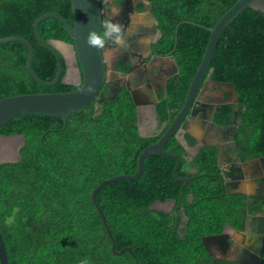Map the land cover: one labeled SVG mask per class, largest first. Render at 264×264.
<instances>
[{"label": "trees", "instance_id": "1", "mask_svg": "<svg viewBox=\"0 0 264 264\" xmlns=\"http://www.w3.org/2000/svg\"><path fill=\"white\" fill-rule=\"evenodd\" d=\"M148 1L161 31L154 51L172 55L179 69L155 104L158 119L166 126L155 136H141L131 93L124 88L114 99L105 100L103 86L94 102L65 118L26 114L1 125L0 134L24 136L19 159L0 162V231L10 264H239L214 259L202 236L220 233L225 225L243 230L248 216L264 209V197L226 192L218 175L216 145H202L189 160L176 136L167 141L165 149L181 158L177 176L190 178L184 186L172 174L176 161L153 155L144 160L137 179L106 183L96 193L117 253L93 205L92 190L105 179L135 173L140 152L171 123L203 56L208 28L236 0ZM138 10H143L141 4ZM47 12L59 13L73 25L70 0H0V38L28 40L33 47L32 68L44 81L54 78L57 61L36 38L33 23ZM38 31L48 42L73 43L55 17L40 21ZM27 58L23 43H0V99L77 88L62 82L65 63L56 84H39L27 69ZM116 69L127 72L129 64L119 62ZM205 78L234 84L243 106L235 137L238 153L244 160L263 156V13L245 8L225 28ZM231 116L232 106L226 104L216 120L225 124ZM185 139L195 143L189 134ZM190 167L196 172H189ZM167 199L175 200V205L179 201L186 220L150 208ZM125 247L130 250L120 252Z\"/></svg>", "mask_w": 264, "mask_h": 264}, {"label": "water", "instance_id": "2", "mask_svg": "<svg viewBox=\"0 0 264 264\" xmlns=\"http://www.w3.org/2000/svg\"><path fill=\"white\" fill-rule=\"evenodd\" d=\"M73 25H71L65 17L56 12H47L39 17H37L33 23V30L36 38L56 57L57 70L54 78L50 81H44L36 74L32 68L33 59V47L31 43L19 36H9L0 38V43L7 41H19L23 43L28 49L27 58V69L32 75V77L43 86H52L56 84L61 77L63 72V64L65 63V75L62 82L67 84L75 85L74 83H69L66 78L69 74V65L65 57L64 52L55 44L58 41L61 45L71 46L73 49V56L75 66L77 68L79 83L76 84L77 88L67 91V92H37V93H25L13 96H6L0 99V126L6 122L12 120L15 117L26 115V114H41L47 116H55L65 118L67 115L75 113L86 107L88 104L94 102L98 96V92L101 86L107 81V65L103 57V48L98 49L92 47L87 43V36L90 31L96 30L100 31L102 24L104 22L103 7L101 5V0H70ZM147 12L151 18L155 20V17L150 12V3L146 4ZM245 8H251L253 10L259 11L264 14V0H236L217 20V22L210 28L209 38L201 58V61L196 69V72L189 84L186 97L177 114L166 128L164 133L160 138L154 143L145 147L139 154L137 158V169L133 174H120L112 178L105 179L99 183L91 192V199L93 205L97 209L105 227L108 235L112 239V251L117 253L115 250L114 240L106 222L105 216L96 200V193L106 184L114 182L117 180H135L144 170V160L153 155H160L165 157L173 158L176 163L173 168V177L183 182V186L190 180L189 177H179L177 176V170L181 166V158L173 153L168 152L165 149V144L174 135L177 136L178 128L182 127L184 131H190L188 128L189 120L185 119L187 112L191 109L193 102L205 82V76L209 69L211 59L214 54L216 44L225 30V28L234 20L238 14ZM47 17H55L59 19L69 37L73 40V43H67L61 40H50L46 41L40 35L38 31V24L40 21ZM156 30V26H154ZM110 41V40H109ZM107 45V42L105 46ZM151 47V45H150ZM175 67L174 72H178V65L174 61ZM127 82V81H125ZM124 82V83H125ZM213 87L223 89H229L233 93L235 101H238L235 86L232 82L226 81H212ZM129 85L128 82L126 83ZM207 84V82H206ZM123 87V80L117 76V80L109 88L108 95L104 97L105 100L114 99L120 89ZM129 88V86H128ZM201 91H206L203 88ZM132 98L137 106V97L132 93ZM193 114V110H191ZM198 130V129H197ZM141 136H145L143 132L140 133ZM1 139L12 140L13 146L11 145L10 154H5L2 151L3 142L0 141V158L4 159L2 162H12L19 159L18 149L24 143V136L21 134L13 135H3L0 134ZM181 140V137L177 136ZM17 141H19L17 143ZM5 143V142H4ZM15 143V144H14ZM18 147H17V145ZM15 156L16 159L12 160ZM225 186L232 184L230 178L224 179ZM223 183V184H224ZM259 189L255 192L258 195L264 196V183L258 185ZM226 190V189H225ZM229 194L243 193L245 191H240L236 189H227ZM165 203L161 201H155L150 205V208L162 209ZM256 219L251 229H231L232 227L226 225L224 230L220 233H214L202 236V243L206 251L212 255L214 258L221 257L227 258L230 248V239L237 242V244L243 247L244 252V262L242 264H263V254H264V209L259 213L254 215ZM130 250V248L125 247L121 249L120 252L124 250ZM0 264H10L8 261L7 248L5 240L0 231Z\"/></svg>", "mask_w": 264, "mask_h": 264}, {"label": "flooded vegetation", "instance_id": "3", "mask_svg": "<svg viewBox=\"0 0 264 264\" xmlns=\"http://www.w3.org/2000/svg\"><path fill=\"white\" fill-rule=\"evenodd\" d=\"M147 3L150 2L148 0H123L121 4H116L115 0H101L104 20L111 14L112 8L119 10V15L112 16V18L124 26L125 39L128 41L127 45L123 47L114 44L111 39L107 41V45L103 48V57L107 65V81L102 86L106 87L105 97L108 95L109 88L117 80V76L123 80V87L119 92L125 88L131 93V96L133 93L137 97L138 111L136 104H134L138 116L139 133L143 132L145 136L150 137L159 134L166 126V122L159 121L155 104L158 101V93L165 89L167 80L176 73L174 72L175 59L173 56L170 54H157L154 51L153 45L160 38L161 31L158 28L157 19L154 20L149 16L146 8ZM140 4L143 6V10H138ZM154 26H156V30ZM106 53L110 58V63ZM119 62L121 65L129 64V70L127 72L117 70L116 65ZM77 75L78 73L73 75V79L77 77V81L74 82L75 85L79 83ZM125 81L128 82L129 88ZM212 81L215 80L205 78V82L201 86L191 109L186 114L185 119L190 121L188 124L190 131H184L182 127L178 128L176 133L182 141L176 135L174 136L183 144L189 160L192 159L202 145H216L220 169L218 175L222 179V184L225 178H230L233 181L229 186H225L224 183V189L243 190L245 192L237 194L255 195V192L259 189L258 185L264 183V155L251 160H244L239 155L235 137L243 106L239 103V100L235 101L233 93L229 89H221L216 85L212 88ZM203 88L206 91H201ZM226 93L230 94L228 98ZM226 104L232 106V116L225 124H220L216 120V114L221 115L222 108ZM191 110H193V114H191ZM185 134L192 136L195 143L188 144ZM188 171L195 173L196 169L190 167ZM245 183L246 186L250 187V190H248L249 188L243 189ZM178 202L175 205V200L167 199L163 202L165 203L163 208L159 210L166 213L174 212L175 219L186 220L182 209L179 211ZM254 215L248 216L244 229L252 228L256 221ZM226 255V259L235 260L239 264H242L241 261L244 260L245 256L243 247L232 239H230L229 253Z\"/></svg>", "mask_w": 264, "mask_h": 264}, {"label": "clouds", "instance_id": "4", "mask_svg": "<svg viewBox=\"0 0 264 264\" xmlns=\"http://www.w3.org/2000/svg\"><path fill=\"white\" fill-rule=\"evenodd\" d=\"M119 15V10L113 8L111 14L106 18L102 24L101 30H92L87 36V43L98 49L105 47V44L110 39L118 46H126L128 41L125 39L124 26L112 18V16ZM86 264V262H82Z\"/></svg>", "mask_w": 264, "mask_h": 264}, {"label": "rangeland", "instance_id": "5", "mask_svg": "<svg viewBox=\"0 0 264 264\" xmlns=\"http://www.w3.org/2000/svg\"><path fill=\"white\" fill-rule=\"evenodd\" d=\"M55 44L64 52L65 57H66L67 62H68V65H69V74H68V76L66 78V81L69 82V83L70 82H72V83L76 82L77 81V77L75 79H73V75H76V73H77V68H76L75 62H74V56H73L72 47L71 46H66V45H61V44H59L58 41H55ZM106 57H107L108 62H109L110 58L107 56V53H106ZM0 141L3 142L2 146H1L3 148L2 151H4L5 154H9L11 152V145L13 144V141L12 140H7L6 141L5 139H1V138H0ZM17 147H18V145H17ZM0 154H1V152H0ZM16 158H17V156H15L12 160H14ZM2 161H4V159L0 158V162H2ZM243 189L250 190V187H248V185L246 186V183H245L243 185Z\"/></svg>", "mask_w": 264, "mask_h": 264}, {"label": "bare ground", "instance_id": "6", "mask_svg": "<svg viewBox=\"0 0 264 264\" xmlns=\"http://www.w3.org/2000/svg\"><path fill=\"white\" fill-rule=\"evenodd\" d=\"M10 154V153H9Z\"/></svg>", "mask_w": 264, "mask_h": 264}]
</instances>
